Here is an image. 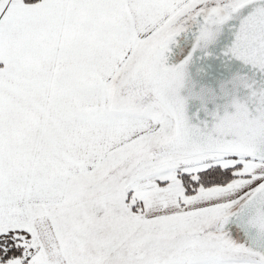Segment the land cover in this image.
I'll return each mask as SVG.
<instances>
[{
    "label": "snow or ice",
    "instance_id": "6c2138e0",
    "mask_svg": "<svg viewBox=\"0 0 264 264\" xmlns=\"http://www.w3.org/2000/svg\"><path fill=\"white\" fill-rule=\"evenodd\" d=\"M0 264H264V0H0Z\"/></svg>",
    "mask_w": 264,
    "mask_h": 264
}]
</instances>
